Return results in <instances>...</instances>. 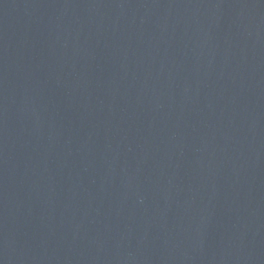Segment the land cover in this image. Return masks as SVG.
Here are the masks:
<instances>
[{
  "label": "water",
  "instance_id": "water-1",
  "mask_svg": "<svg viewBox=\"0 0 264 264\" xmlns=\"http://www.w3.org/2000/svg\"><path fill=\"white\" fill-rule=\"evenodd\" d=\"M0 264H264V0H0Z\"/></svg>",
  "mask_w": 264,
  "mask_h": 264
}]
</instances>
